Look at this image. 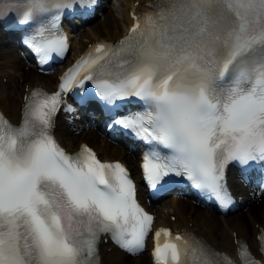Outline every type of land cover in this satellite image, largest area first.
Instances as JSON below:
<instances>
[{
    "label": "snow or ice",
    "instance_id": "obj_1",
    "mask_svg": "<svg viewBox=\"0 0 264 264\" xmlns=\"http://www.w3.org/2000/svg\"><path fill=\"white\" fill-rule=\"evenodd\" d=\"M72 3L0 0V16L22 9L17 22L34 27L26 43L47 62L66 50L58 21ZM154 9L118 45L82 57L58 92L31 90L19 126L0 117V264H98L102 235L135 254L152 230L122 164L87 146L68 154L54 138L61 93L74 83L93 81L113 126L150 145L142 167L153 188L180 176L227 204L226 165L264 164V0H159ZM133 98L140 108L121 111L117 102ZM155 240L156 264H187L190 248L199 264H220L169 229ZM240 256L256 264L246 246Z\"/></svg>",
    "mask_w": 264,
    "mask_h": 264
},
{
    "label": "bare ground",
    "instance_id": "obj_2",
    "mask_svg": "<svg viewBox=\"0 0 264 264\" xmlns=\"http://www.w3.org/2000/svg\"><path fill=\"white\" fill-rule=\"evenodd\" d=\"M136 1L145 2L147 0H123L122 18L109 8L104 14L102 22H95L89 25L84 32V36L91 40L99 38L111 40L121 36L127 30L128 24L131 23L129 12ZM1 43L2 39H0ZM75 44H78V42ZM11 69H13L14 75L18 72L17 70L21 69V58L15 49L3 48L0 50V105L11 118L17 119L20 115L25 83L22 87L18 86L13 93L10 87L12 83H15V78L10 75ZM26 75L32 78V84H35L40 79L50 86L56 84V74L46 77L29 70ZM3 77L8 79L6 84L2 82ZM20 78L25 80L26 76L21 74ZM59 133L62 141L70 148L77 146L80 141H91L105 158H119L133 163L132 155L126 154L122 149L110 146L104 138L99 136L97 131L85 132L78 136L60 121ZM238 185H240L239 182L237 183L234 180L233 187L236 190ZM238 194H240L239 191ZM168 203H171L179 214L176 223L167 221L169 224L178 227L192 224L197 233L203 235L212 246L221 251H235L234 232H238L239 236L255 244L256 233L259 232L261 227L264 229V198L258 200L256 204L244 211L243 214L238 215L226 224L210 210L197 207L189 200L184 201L172 198L163 203L162 206ZM102 262L103 264H151L147 254L133 258L115 249L108 251L107 246L103 250Z\"/></svg>",
    "mask_w": 264,
    "mask_h": 264
},
{
    "label": "rangeland",
    "instance_id": "obj_3",
    "mask_svg": "<svg viewBox=\"0 0 264 264\" xmlns=\"http://www.w3.org/2000/svg\"><path fill=\"white\" fill-rule=\"evenodd\" d=\"M114 4H115L114 12L116 13V15H118L119 17L122 18L121 13H120L121 12L120 0H115ZM101 21H102V19H99L97 22L100 23ZM223 223H225V222H223Z\"/></svg>",
    "mask_w": 264,
    "mask_h": 264
}]
</instances>
